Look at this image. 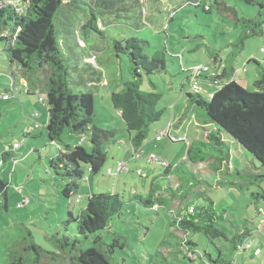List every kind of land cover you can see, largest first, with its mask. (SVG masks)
I'll use <instances>...</instances> for the list:
<instances>
[{"label":"rangeland","instance_id":"obj_1","mask_svg":"<svg viewBox=\"0 0 264 264\" xmlns=\"http://www.w3.org/2000/svg\"><path fill=\"white\" fill-rule=\"evenodd\" d=\"M202 1L204 4L210 2L211 12H205L203 7L196 8L186 0H145L142 4L126 0L110 11L95 8L93 0H78L64 10L69 16L60 14L54 21L71 73L87 85L81 86V90L95 95L93 123L101 129L115 132L114 138L105 146L106 164L96 176L86 170L79 182L78 194L72 199L63 195L66 182L55 174L50 164L59 154L60 145L48 138L46 96H41L45 99V108L38 96L27 92L19 70L15 85L5 61L6 54L0 45V150L20 144L16 150L17 160L0 165V178L9 185L10 195L8 204L5 197H0V264L8 262V247L17 239L29 235L43 248L58 251L55 239L58 233L79 240L78 248L82 250L94 247L96 236H101L106 244H111L115 236H123L129 240L128 247L109 257L110 264H155L156 255L164 250L162 243L171 231L172 210L182 207L185 202L175 200L170 209L145 208L133 199L137 195H147L153 178L165 171L162 165L151 162L153 157L180 164L187 159L192 141L206 138V130L197 127L196 108L188 107L186 94L194 93L188 71L206 65L213 68L210 51L225 59L232 51L231 44L242 35V30L236 27L235 17L217 6V0ZM225 2L237 10L240 18L258 20V7L246 4L245 0ZM93 14L104 23L111 19L112 25L107 28L99 23L103 34L89 29L88 32L81 31L82 24ZM132 37L149 41L150 45L145 49L149 56L166 49L167 71L162 74L142 71V78H136L132 73L130 56L117 53L114 46L116 41ZM77 42H80L81 48ZM92 55L96 56L95 62ZM78 59H90L89 65L85 61L79 64ZM235 64L239 69L238 76L245 82L250 76L254 80L258 65L264 68V26L262 34L246 40ZM92 66L98 70L94 71ZM244 68L249 71L248 74L242 71ZM93 80L96 83L89 86ZM135 80L140 82L141 90H152L161 96L156 110L163 112L160 120L151 126L142 153L137 156L126 123L111 101L113 92L121 91L124 83ZM243 81L241 85L246 90H255L252 82L245 84ZM200 86L203 90L212 86L216 90L220 88L202 81ZM13 87L16 92L9 93ZM5 95L9 98L3 99ZM35 114H39V122L43 125L38 129L32 119ZM209 130H213V126H209ZM28 132L32 134L25 137ZM162 132L167 134L164 133V137L157 141V135ZM225 137L232 152L231 170L264 176L260 163L228 135L225 134ZM81 139L82 136L68 130L63 134L66 144L72 147L83 145L90 152L89 141L81 144ZM124 162L129 172L119 171L120 164ZM191 168L204 178L205 182L196 191L206 190L208 197L214 201L220 215L218 226L233 236L248 225L253 230L252 240L260 241V247L263 246L264 201L255 205L251 198V193L261 192L259 186L242 191L228 184L232 177L214 174L207 164H194ZM171 179L176 186L177 178ZM234 180L238 185H245L239 178ZM166 182L162 180V183ZM102 193H117L122 197L126 205L121 216L110 220L104 231L89 238L79 236L75 224L65 232L63 221L67 218V211L77 216L87 206L89 197ZM190 238L197 245L192 255L195 262L181 254L172 264H213L219 257L216 247L220 248L225 258L228 257V245L223 239L211 242L200 233L191 234ZM251 248L237 252L234 264H262L264 254L256 257L253 255L254 248Z\"/></svg>","mask_w":264,"mask_h":264},{"label":"trees","instance_id":"obj_2","mask_svg":"<svg viewBox=\"0 0 264 264\" xmlns=\"http://www.w3.org/2000/svg\"><path fill=\"white\" fill-rule=\"evenodd\" d=\"M77 1L0 0V45L6 54L5 61L12 78H15L19 70L20 79L29 94L36 95L39 99L43 94L46 96L48 138L52 143L60 145L59 154L50 164L55 174L66 182L63 195L68 199L78 194L79 182L86 170L93 176L100 173L107 162L105 146L115 136L114 131L101 129L93 123L95 95L91 91L81 90V86L87 85L71 73L54 23L60 14L69 16L64 10ZM124 1L126 0H93V6L110 11ZM133 1L137 4L145 2ZM186 1L196 8L203 7L205 12L212 10L210 2L204 4L202 0ZM245 3L259 8L258 20L240 18L237 10L228 6L225 0L216 1L217 6L235 17L236 27L242 30V35L231 44L233 48L227 58L222 59L220 54L210 51L214 64L212 69L216 75L211 77L207 74V81L204 82L210 80L211 84L220 87L214 97L210 99L196 92L186 94L188 107L196 108L197 123L200 126L211 125L213 130L205 139L192 141L184 162L170 163L164 173L154 177L147 195H137L133 199L145 208L170 209L175 200L185 202L182 207L172 210L171 231L162 243L164 250L156 255L155 264H172L181 254L195 262L192 255L197 245L190 238L195 233L203 234L211 242L223 239L227 243L228 257L225 258L220 248L216 247L219 257L213 264H234L235 254L242 250L246 242L252 240L253 235L248 225H244L243 231H237L233 236H229L218 226L220 215L215 209L214 201L208 197L206 190L196 191L205 182L204 178L191 168L194 164H207L214 174L232 177L228 184L237 186L242 191L259 186L261 192L251 193V198L255 205L264 201V176L232 171L231 147L225 139L226 134L264 168V68L257 66L254 91L246 90L233 80L235 62L244 50L246 40L263 33L264 0H245ZM100 22L104 28L112 25L111 19L104 23L93 14L82 24L81 31L88 32L89 29L103 34ZM76 44L82 47L80 42ZM149 45V41L137 37L116 41L114 45L117 53L133 55V60L131 57L129 59L132 73L138 79L142 78V71L146 74H162L167 71V50L149 56L145 53ZM84 61L89 65L87 59H78L79 64ZM91 68L98 70L95 66ZM216 81L219 84H215ZM95 83L93 80L89 86ZM140 85L136 80L126 82L121 91H115L111 95L113 107L119 111L131 135L135 153L142 152L151 126L160 120L163 113L156 110L161 96L152 90H141ZM15 92V87L9 90V93ZM66 130L89 141L91 151L88 152L83 145L72 147L66 144L63 140ZM31 134L32 132L25 133V137ZM62 144L65 146L62 147ZM8 160L16 161V152L0 151V161L5 163ZM172 177L177 178L176 186L171 182ZM237 178L245 185L236 184L234 179ZM162 180L167 182L162 183ZM8 189L7 182L0 178V197L6 198ZM125 205L117 193L93 194L89 197L87 206L77 216L70 210L67 211V218L63 221L64 230L66 232L69 226L75 224L78 235L89 238L104 231L110 220L121 216ZM55 239L58 251H50L36 244L31 235L17 239L7 249V264H110L109 257L118 250L126 249L129 241L123 236H115L111 244H106L101 236H96L95 246L82 250L78 248L79 240L66 234L60 236L58 233ZM210 259L212 260L211 256Z\"/></svg>","mask_w":264,"mask_h":264},{"label":"built area","instance_id":"obj_3","mask_svg":"<svg viewBox=\"0 0 264 264\" xmlns=\"http://www.w3.org/2000/svg\"><path fill=\"white\" fill-rule=\"evenodd\" d=\"M211 1V0H209ZM92 60L95 62L96 60V56L93 55L92 56ZM88 62L90 61V59L87 60ZM188 72H190L189 74V77L192 79V88L194 90V92L198 93V94H204V90L201 88L200 86V81H201V77L204 75V74H208L210 75L211 77H214L216 75V73L214 72V69H212L211 67L209 66H200V67H194L191 71L189 70ZM234 81H237L238 79L236 78H233ZM215 84H219L217 81ZM208 97L213 98L214 97V93H211L208 95ZM9 98V95H5L4 96V99H8ZM40 102L41 104H43L44 107H46V102H45V99L43 97H41L40 99ZM32 119L36 122V129L42 127L43 125L39 122V114H35ZM167 134L166 132H162L161 135H157L156 137V140L157 141H160L162 139V137H164L165 134ZM164 134V135H163ZM20 148V144H15L14 148H7L6 150L4 151H7V152H16L17 149ZM2 151V150H0ZM142 153V152H141ZM138 155V153H136V156ZM152 163H156V164H160L162 165L163 167H167L170 165V162L168 161H164V160H161V159H158L156 157H153L152 158ZM3 162L0 161V165H2ZM126 162L124 163H121L120 166H119V171H123V170H127L128 172L130 170L126 169ZM110 173H113L112 170H110ZM77 202H79V200L77 199ZM20 206V205H19ZM255 242V240H251V241H248L244 244V246H242V250H248L250 247L253 246V243ZM259 253V251L257 252Z\"/></svg>","mask_w":264,"mask_h":264},{"label":"crops","instance_id":"obj_4","mask_svg":"<svg viewBox=\"0 0 264 264\" xmlns=\"http://www.w3.org/2000/svg\"><path fill=\"white\" fill-rule=\"evenodd\" d=\"M248 62H250V60L248 61ZM235 69H236V72H235V74H234V78H236V79H238V81H237V83H239L240 85H241V82L243 81L242 80V78H240L238 75H239V69L237 68V65L235 64ZM243 72H245L246 74H248L249 73V71H247L246 70V68H244L243 70H242ZM9 73V72H8ZM257 76H258V74H256L255 73V76H254V80H252L251 79V76H250V79L247 81V82H245V80L243 81V82H245V84H249V83H253V86H254V82H255V80H256V78H257ZM207 75L206 74H204L202 77H201V80H202V82H204V81H207ZM211 83V81L210 80H208V82L207 83ZM14 83H15V85H16V80H15V78H14ZM205 92H204V95H206V96H208L209 94H211V93H215L217 90H216V88L215 87H210V88H207V89H205L204 90ZM48 111V110H47ZM119 112V111H118ZM120 114V113H119ZM121 116V115H120ZM196 120V119H195ZM197 122V121H196ZM48 123V122H47ZM46 123V124H47ZM209 126H211V125H208V126H200L198 123H197V127L200 129L201 127L204 129V130H206V132L207 133H209L210 132V130H209ZM211 129H212V127H211ZM206 133V134H207ZM87 140L85 139V138H82L81 139V143H85ZM9 161V160H8ZM4 164V163H3ZM8 195H9V191H8V193H7V197L5 198L7 201H6V203L8 204L9 203V197H8ZM10 196V195H9ZM8 198V199H7ZM259 212V215H260V211H258ZM262 230V229H261ZM252 229H251V234L253 235V233H252ZM264 231V230H263ZM252 238H253V236H252ZM253 240H255V239H253ZM256 242V243H255ZM254 243H253V246H252V248L251 249H253L254 248V250L255 251H253V255L254 256H256V257H261V255L262 254H264V245L263 246H261L260 247V241H255ZM258 243V244H257ZM256 247V248H255ZM259 251V253H257ZM255 252V253H254ZM262 264H264V259H263V261H262Z\"/></svg>","mask_w":264,"mask_h":264},{"label":"water","instance_id":"obj_5","mask_svg":"<svg viewBox=\"0 0 264 264\" xmlns=\"http://www.w3.org/2000/svg\"><path fill=\"white\" fill-rule=\"evenodd\" d=\"M130 57H131V59L133 60V55H132V54L130 55Z\"/></svg>","mask_w":264,"mask_h":264}]
</instances>
